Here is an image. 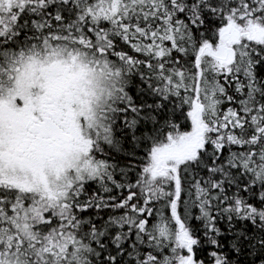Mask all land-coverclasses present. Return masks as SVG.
<instances>
[{"label":"snow or ice","instance_id":"1","mask_svg":"<svg viewBox=\"0 0 264 264\" xmlns=\"http://www.w3.org/2000/svg\"><path fill=\"white\" fill-rule=\"evenodd\" d=\"M0 264H264V0H0Z\"/></svg>","mask_w":264,"mask_h":264}]
</instances>
